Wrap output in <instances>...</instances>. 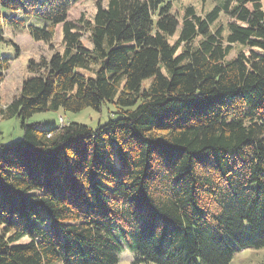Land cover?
Instances as JSON below:
<instances>
[{
    "label": "trees",
    "instance_id": "1",
    "mask_svg": "<svg viewBox=\"0 0 264 264\" xmlns=\"http://www.w3.org/2000/svg\"><path fill=\"white\" fill-rule=\"evenodd\" d=\"M80 1L0 0V42L8 26L62 43L0 96L22 129L0 144V264H116L125 245L133 264H229L263 248L264 0L181 19L172 0H96L90 18ZM103 105L114 116L94 128L27 123Z\"/></svg>",
    "mask_w": 264,
    "mask_h": 264
},
{
    "label": "rangeland",
    "instance_id": "2",
    "mask_svg": "<svg viewBox=\"0 0 264 264\" xmlns=\"http://www.w3.org/2000/svg\"><path fill=\"white\" fill-rule=\"evenodd\" d=\"M96 0H82L75 9H83L90 18L94 12ZM178 13L179 19L184 15L185 9L191 6L197 14L203 15L216 5L211 0H172ZM74 11V14L75 12ZM2 15L10 14L9 11L1 10ZM12 13V12H11ZM12 15V14H11ZM28 23H32L29 18ZM228 16L221 13L217 21L213 24V28L218 26L225 27ZM57 31H59L57 29ZM83 43L89 46L88 34L83 31ZM4 41L0 42V56L10 57L8 68L2 73L0 80V96L1 104L5 107L16 97L20 91L22 81L29 75L27 72V64L31 60L39 61L42 58H48L54 51L62 49V43L59 37H55L50 43L34 40L26 31L20 32L17 29L5 26L3 30ZM177 35L172 36L169 40L174 42ZM240 47L233 44L229 58L234 57ZM115 109L111 105H103L98 111L91 108H85L77 113L69 111H47L33 114L28 118L27 123H37L42 128H58L68 122L83 123L90 127H96L98 123L104 122L109 116H114ZM22 136L20 120L13 117L10 119H0V144H8L17 141ZM1 229V227H0ZM116 264H133L134 252L125 245L123 250L117 255ZM264 263V247L259 249L244 248L236 250L229 264H263Z\"/></svg>",
    "mask_w": 264,
    "mask_h": 264
}]
</instances>
